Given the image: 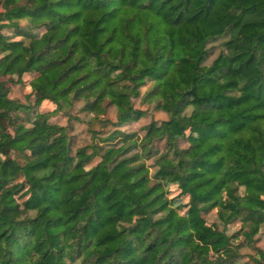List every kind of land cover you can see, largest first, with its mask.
<instances>
[{
	"label": "trees",
	"instance_id": "1",
	"mask_svg": "<svg viewBox=\"0 0 264 264\" xmlns=\"http://www.w3.org/2000/svg\"><path fill=\"white\" fill-rule=\"evenodd\" d=\"M0 8V264H245L264 222V0ZM151 109L166 117L123 127Z\"/></svg>",
	"mask_w": 264,
	"mask_h": 264
},
{
	"label": "rangeland",
	"instance_id": "2",
	"mask_svg": "<svg viewBox=\"0 0 264 264\" xmlns=\"http://www.w3.org/2000/svg\"><path fill=\"white\" fill-rule=\"evenodd\" d=\"M3 30L5 32H7L10 30V28H4ZM221 41H222V37H218V38L208 42L207 47L209 49V53H208L209 55L206 59V63H209L212 60V58L217 54V52L220 48ZM2 78H6V76H4ZM8 85L10 87L9 94L12 97H17L22 101L26 100L25 94H24L25 93V88H24L25 85L21 84V82L15 83V82H11V81H8ZM135 102H136V104H139L138 98L135 99ZM77 113L82 118L88 117L90 115V113H88L86 111H78ZM109 114H111V115L114 114V108H110ZM152 117L157 118V119H161V118H165L166 114L163 112L157 111V110L152 111V109H151L147 112V114L145 116H142L138 120L132 121V122L128 123L127 125H124L123 127L125 129H128V130L129 129L140 130L141 125L148 122ZM52 118H54V119H56L62 123L66 122V118L61 114H59L55 117H52ZM71 122L73 123L72 132H74V134H75L76 142L78 144H84V143L88 142L90 139H89L88 131H86L85 120L81 121V120H75L74 119ZM26 123H28V122L26 121ZM95 126H97V124H95ZM158 145H160L162 147L163 143L158 142ZM148 163L151 164L152 160L149 159ZM180 200H181V202H184V199H180ZM205 217H206V220L208 222H212L214 220L216 221V214H215L214 210L207 212L205 214ZM238 227H239V222L230 223L227 226V231L232 232L235 229H237ZM241 237L242 236L240 235L234 241L237 243L238 241L241 240ZM254 238H255V241H251V243L243 245L240 247V251L244 254L239 256L240 257L239 261H244L243 263H245V264H257L254 257H251V256L254 255L255 253L258 254V253H261L262 251H264V222L261 224V227H260L259 231L255 234ZM252 245H255V247H253Z\"/></svg>",
	"mask_w": 264,
	"mask_h": 264
}]
</instances>
